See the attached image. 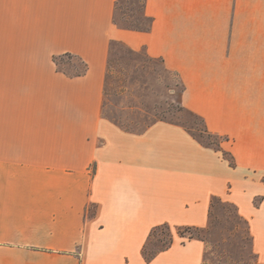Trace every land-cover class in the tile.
<instances>
[{
	"label": "crops",
	"instance_id": "obj_1",
	"mask_svg": "<svg viewBox=\"0 0 264 264\" xmlns=\"http://www.w3.org/2000/svg\"><path fill=\"white\" fill-rule=\"evenodd\" d=\"M118 1L0 0V264H203L198 238L144 249L160 225L207 227L214 198L264 264V0H143L149 30L118 25ZM112 41L178 74L222 150L106 116ZM67 54L87 70L60 68Z\"/></svg>",
	"mask_w": 264,
	"mask_h": 264
},
{
	"label": "rangeland",
	"instance_id": "obj_2",
	"mask_svg": "<svg viewBox=\"0 0 264 264\" xmlns=\"http://www.w3.org/2000/svg\"><path fill=\"white\" fill-rule=\"evenodd\" d=\"M142 9L143 0H119L114 20L121 26L147 25ZM58 64L70 73L85 68L84 61L74 54L61 56ZM183 89L178 74L166 69L160 59L149 57L143 49L133 51L121 42L110 43L105 83L106 116L136 131L144 130L155 121L167 120L183 125L206 144L222 142L223 137L209 138L202 133L205 129L202 118L181 103ZM193 232L207 241L203 264H252L257 258L249 226L230 203L213 200L210 224ZM189 235L185 232L181 236L178 226L160 227L150 236L145 252L150 255L159 250L171 237L187 242Z\"/></svg>",
	"mask_w": 264,
	"mask_h": 264
},
{
	"label": "trees",
	"instance_id": "obj_3",
	"mask_svg": "<svg viewBox=\"0 0 264 264\" xmlns=\"http://www.w3.org/2000/svg\"><path fill=\"white\" fill-rule=\"evenodd\" d=\"M143 4H144V1H143ZM143 10V9H142ZM143 16L148 20V23H147V25H144V26H138V27H134V26H121V27H124V28H127V29H136V30H149L150 28H151V25H152V18L151 17H149V16H147L145 13H144V11H143ZM116 22V21H115ZM117 23V22H116ZM118 24V23H117ZM119 25V24H118ZM81 59V58H80ZM82 60V59H81ZM56 62L58 63V57H56ZM59 65V64H58ZM84 65H85V68H84V70L83 71H80V72H77V74L78 75H80V74H83L86 70H87V63H85L84 62ZM185 108V107H184ZM195 114V113H194ZM196 116H198L197 114H195ZM199 117V116H198ZM201 118V117H200ZM203 120V119H202ZM204 121V120H203ZM205 123V122H204ZM202 133H204V134H206L209 138H211V137H213V136H218V137H221L220 135H218V134H214V133H212V132H210L209 131V129H208V127H207V125H206V123H205V129H203L202 130ZM201 135H203V134H201ZM195 136V135H194ZM203 143H204V141L203 140H201ZM208 145H210V146H213L214 148H216V149H218V150H222V148H221V142H208ZM223 154H224V157L230 162V164L232 165V166H235V160H234V156L232 155V153L231 152H229V151H225V150H223ZM228 155L230 156V157H228ZM214 200H219V201H222L221 199H219V198H214ZM223 202V201H222ZM232 206H234V205H232ZM211 207H213V201H212V204H211ZM235 207V210H236V212H237V214H238V216L241 218V219H243L241 216H240V214H239V212H238V210H237V208H236V206H234ZM244 220V219H243ZM247 224H248V221L247 220H244ZM249 226V225H248ZM160 227H168V228H170V226L169 225H167V224H164V225H160V226H158V227H156L155 229H154V231L152 232V234L153 233H155V231L157 230V229H159ZM202 229H204V227L202 228V227H195V226H185V227H181V228H179V233H180V235L181 236H184V233L185 232H189V236H188V240H191V239H194V238H198V239H201V240H203V241H205L206 243H207V241H206V239H204L200 234H195L193 231H200V230H202ZM249 231H250V229H249ZM252 236V235H251ZM173 242V238L171 237L170 238V240L162 247V248H160V249H163V248H165V247H167V246H169L171 243ZM158 252V250H156V251H154L152 254H150V255H147V253L145 252V249H144V254L146 255V258L147 259H151V258H153L154 256H155V254Z\"/></svg>",
	"mask_w": 264,
	"mask_h": 264
}]
</instances>
